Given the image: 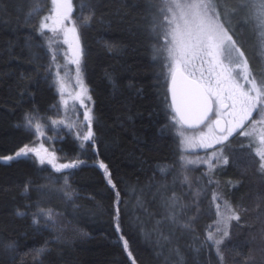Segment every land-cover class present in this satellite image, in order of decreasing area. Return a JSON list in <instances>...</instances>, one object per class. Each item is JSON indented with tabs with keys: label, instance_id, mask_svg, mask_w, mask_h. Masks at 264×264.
<instances>
[{
	"label": "trees",
	"instance_id": "trees-1",
	"mask_svg": "<svg viewBox=\"0 0 264 264\" xmlns=\"http://www.w3.org/2000/svg\"><path fill=\"white\" fill-rule=\"evenodd\" d=\"M73 3L78 17V0ZM94 3L95 18L83 30L81 42L84 78L92 96L99 140L95 148L80 149L72 136L73 129L72 134L65 132L56 143L61 162L77 157L84 161L79 168L66 170L72 173L71 188L66 190L71 200L65 192L48 188L37 191L49 184V176H61L50 167L31 159H0V264H36L32 250L46 240L52 251L46 258L40 257L44 264H131L122 244L117 243L112 220L116 197L98 167L101 160L109 166L120 190L122 227L137 264H218L215 249L205 240L206 229L215 220L214 192L241 213L245 225L241 228L232 222L231 240L225 249L227 264H242L245 256L254 257L253 264H262L264 175L257 170L258 158L247 148L240 149L246 139H232L226 152L228 165L215 171L200 167L187 175L181 167L174 130L161 134L166 97L170 103L169 83L162 60L153 59L157 36L150 31L149 0ZM221 3L223 10H231L241 0ZM38 4L42 11L26 23ZM47 6L45 0H0V158L13 155L19 147L35 140L32 132L16 126L25 112L35 108L37 117L47 116L57 104L52 74L46 73L48 67L42 59L43 38L34 31ZM253 10L241 11L231 21L258 75L262 69L260 36L256 25L247 19ZM83 14H88L87 9ZM77 120L73 117L72 122ZM62 186V178L52 185L57 189ZM173 192L178 197L174 211L179 213V222L195 216V231L165 221L160 229L165 235H174L171 243L158 244L153 228L165 215L164 201ZM41 196L43 207L62 214L56 217L65 228V239L59 244L51 242L55 233L50 229L37 231L31 223V213ZM73 204L78 206L75 211ZM17 209L29 215L18 217ZM13 242L15 251L7 250ZM202 243L203 250L197 253L195 249Z\"/></svg>",
	"mask_w": 264,
	"mask_h": 264
},
{
	"label": "snow or ice",
	"instance_id": "snow-or-ice-1",
	"mask_svg": "<svg viewBox=\"0 0 264 264\" xmlns=\"http://www.w3.org/2000/svg\"><path fill=\"white\" fill-rule=\"evenodd\" d=\"M45 3L48 5L47 10L40 16L34 31L46 38L52 63H56L58 52L62 51L65 64L62 66L57 63L55 74L52 76L60 94V104L64 106L65 114L69 111V99L73 101L72 108H75L78 102L84 109L82 120L65 124L63 119H51L50 123L65 125L69 130L74 129L80 149L95 148L99 136L94 128L96 121L90 106L92 96L83 78L84 52L81 46L82 32L95 18L94 0H78L81 12L78 17L73 15V0H45ZM223 7L221 0H149L152 21L150 31L157 38L162 34L165 40L162 48L153 45V59L155 60L161 53L165 54L163 67L167 69L170 78V103H167L166 97V121L161 128V134L163 135L166 130H174L173 134L179 138L180 159L184 161L185 166L203 164L213 171L230 163V157L226 152L232 139L244 137L247 144L241 142L240 149L243 151L247 148L258 158L257 170L264 175V72L259 76L254 74L231 21V17L241 11L256 9L258 34L264 47V0H259L258 4L253 3V0H241V3L236 4L231 10L222 11ZM85 9L87 15L83 14ZM41 11L38 4L34 11L29 13L26 23H31V17ZM46 33H51V36H47ZM54 44L65 45L66 48L62 50L59 47L54 48ZM69 64L75 66L74 79L77 90L74 92L68 90L70 77L67 65ZM61 67L66 69L64 75H61ZM45 71L51 73V65ZM21 78H24L23 74ZM23 95L22 92L21 96ZM37 114L38 109L35 108L25 112L22 122L16 125L32 132L37 139L19 147L13 155L0 159L4 161L31 159L40 166H50L54 173L61 176L59 178L49 176V184L40 186L37 191L42 192L48 188L49 191L65 192L67 199L71 200L72 197L67 195L66 190L71 188L69 176L72 173L66 170L77 169L84 161L77 157L61 162L58 150L46 147L44 140L41 139L45 138L46 125L37 120ZM198 149L205 150L206 154L191 158L185 155L189 151L195 152ZM98 167L103 171L107 185L115 193V211L112 220L117 243L122 244L131 264H137L130 249L129 239L126 238L122 227L120 190L109 166L101 160L98 162ZM164 171L165 169H161V172ZM60 178L63 179V186L58 189L53 188L52 185H55ZM184 181H188L186 175ZM28 191L29 185L26 184L24 193L27 194ZM43 199L44 196H41L36 201L35 211L31 213V223L37 231L50 229L55 233L51 242L59 244L65 239L63 235L65 228L56 217L62 214L43 207ZM177 203L178 197L175 192L164 201L167 211L153 228V231L157 232L158 244L161 241L171 243V237L174 235V233L165 235L160 229L165 221L172 225L179 224L180 228L190 232L195 231L193 225L195 216L189 217L183 223L179 222V213L174 211ZM212 204L215 209V220L206 229L205 240L215 249L218 264H227L225 249L231 240L232 222L235 221L241 228L245 225L242 223L241 213L220 193L212 194ZM77 207L73 204L74 211ZM15 215L24 217L29 213L17 209ZM83 235L86 236L87 233ZM260 235L264 242V227L261 228ZM49 243L50 241L46 240L43 246L32 250L35 253L36 264H44L40 257L46 258L47 254L51 253ZM6 248L15 251V243L8 244ZM195 250L197 253L202 251L203 243ZM260 251L264 254V247H261ZM253 262L254 257L245 256L242 264H253Z\"/></svg>",
	"mask_w": 264,
	"mask_h": 264
},
{
	"label": "rangeland",
	"instance_id": "rangeland-1",
	"mask_svg": "<svg viewBox=\"0 0 264 264\" xmlns=\"http://www.w3.org/2000/svg\"><path fill=\"white\" fill-rule=\"evenodd\" d=\"M253 2L254 3L256 2V4H258L259 0H253ZM43 5L44 4L42 3V6ZM42 6H41V9L43 8ZM46 10H47V8L45 9L44 13H42V15L45 14ZM222 11H223V9H222ZM248 13H249L247 16L248 21H251V23H253L254 26L256 25L257 30L259 31L257 16H256L257 10L254 9L252 12H248ZM76 14H77L76 13V6H74V13H73L74 17H77ZM237 17H239V16L237 15ZM46 35L51 36V33H46ZM42 38H43V46H44L43 51H44V55H45V57H42V59H44L43 63L47 67H49L51 65V73L50 74H52V76H54L55 71H56V64L58 63V64L63 66L65 64V60H64V57H63L62 51H61V52H58L56 63H52L51 62V51L49 50V48L47 46V40L45 37H42ZM164 45H165V40H164L163 35L161 34L159 36V38H157L156 47L162 48ZM81 46H82V42H81ZM53 47L54 48L59 47L61 50L66 48L65 45H58V44H54ZM259 51H260V54L262 57V61L260 60L262 69L261 68H259V69H260V72H264V47H262V42H261L260 37H259ZM164 55H165L164 53H161L156 58L157 60H162V65H164V63H165ZM250 64H251V62H250ZM65 70L66 69L64 67H61V69H60L61 75H64ZM67 71L69 72V77H70L68 80V90L74 92L75 90H77L76 86H75V79H74L75 66L70 65V64L67 65ZM253 71L257 72V70H253ZM163 72L166 75L165 78H166V82L168 85L170 78L168 77L167 69L165 67H164ZM258 76H259V74H258ZM83 78H84V69H83ZM51 82H52V85L54 86L55 92L58 96L57 104H56L57 107L51 108V110H50L51 113H49V115L37 117V120L46 125V127H45V138H41L44 140L46 147L57 149L56 143L63 139L64 133L66 132V133L72 134L73 130H69L68 128L65 127V125H51V123H50L51 119H57V120L63 119V120H65V124H67L68 122H72L73 117H78L79 120H82V113H83L84 109L79 106L78 102L76 103L75 108H72L73 101L71 99H69V111L67 112V114H65L64 106L62 104H60V94L58 92L57 86L53 83L52 78H51ZM84 82H85V78H84ZM85 85L88 87L86 82H85ZM88 89H89V94L91 95L90 88L88 87ZM65 95L67 98V93ZM90 106L93 109V101L90 102ZM41 117H47L49 119L41 120L40 119ZM72 136L75 138V131H74V134H72ZM49 137L51 139H47ZM177 138H178V136H177ZM36 139H37V137H35V140ZM178 140H179V138H178ZM78 143H79V141H78ZM245 143L247 144V140L245 141ZM179 151H180V156H181V149L180 148H179ZM205 154H206L205 150H203V149H198L195 152L189 151L188 153H185V155H187L190 158L194 157L195 155L204 156ZM180 162H181L182 169L184 170V172L187 175L190 174L191 171H194L195 169L200 168V167L203 169H208L207 165L202 164L199 166H194V165L185 166L183 160L180 159ZM45 166H47V165H45ZM47 167H50V166H47Z\"/></svg>",
	"mask_w": 264,
	"mask_h": 264
},
{
	"label": "water",
	"instance_id": "water-1",
	"mask_svg": "<svg viewBox=\"0 0 264 264\" xmlns=\"http://www.w3.org/2000/svg\"><path fill=\"white\" fill-rule=\"evenodd\" d=\"M169 88H170V81H169V85H168V93H169V101H170V92H169Z\"/></svg>",
	"mask_w": 264,
	"mask_h": 264
},
{
	"label": "bare ground",
	"instance_id": "bare-ground-1",
	"mask_svg": "<svg viewBox=\"0 0 264 264\" xmlns=\"http://www.w3.org/2000/svg\"><path fill=\"white\" fill-rule=\"evenodd\" d=\"M162 46V45H161ZM160 48V47H159Z\"/></svg>",
	"mask_w": 264,
	"mask_h": 264
}]
</instances>
